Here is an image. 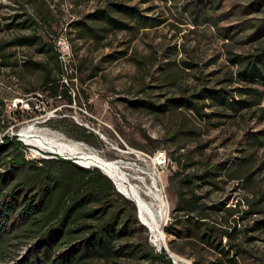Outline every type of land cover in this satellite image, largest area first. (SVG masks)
I'll use <instances>...</instances> for the list:
<instances>
[{
  "label": "rangeland",
  "instance_id": "obj_1",
  "mask_svg": "<svg viewBox=\"0 0 264 264\" xmlns=\"http://www.w3.org/2000/svg\"><path fill=\"white\" fill-rule=\"evenodd\" d=\"M108 1L136 6L161 24L140 28L132 22L133 30L111 32L100 42L87 36L79 39L72 22L92 19L94 10ZM20 13L36 17L37 34L52 45V52H42L36 45L12 46L0 53L3 140L16 137L25 146L27 159L33 161L58 157L91 163L86 156L96 154L104 160L131 164L138 174L155 170L168 206V217L161 225L163 243L153 242L137 210L140 227H134L132 237L122 245L137 246L138 252L100 264H147L143 252L147 245L157 255L163 249L173 264H194L187 256L170 251L172 238L164 232L174 215L179 182L186 175L200 174L206 165L217 166L219 176L212 180L214 186L195 183V192L209 204L226 200L227 207L240 204L246 210L247 201H253L258 193L264 195V148L248 140L250 134L264 131L256 111L264 107V100L253 110L242 112L243 117L229 118L219 114L233 113L218 104L209 106L210 99L205 100L204 117L186 108L154 111L133 103L146 100L161 106L182 90L191 94L203 87L226 89L237 99L247 97L244 88L264 91L260 84L240 80L237 73L241 65L232 61L264 45V28H250L252 22L264 23V0H36L31 5L0 0V42L32 32L34 27L4 28L19 21L15 15ZM55 52L60 55L62 74L51 58ZM34 62L42 63L50 78L60 77L72 104L46 90V73L35 68ZM169 72L178 76L175 86L167 79ZM30 126L47 139L76 146L78 155H57L24 142L20 133ZM80 126L92 134L86 141ZM160 151L166 160L162 165L156 159ZM248 156L252 159L247 184L227 179L224 166L231 168ZM258 217L252 216L241 225L249 227ZM251 246L264 253V234ZM28 253L29 245L11 247L5 256L0 255V264H16Z\"/></svg>",
  "mask_w": 264,
  "mask_h": 264
},
{
  "label": "trees",
  "instance_id": "obj_2",
  "mask_svg": "<svg viewBox=\"0 0 264 264\" xmlns=\"http://www.w3.org/2000/svg\"><path fill=\"white\" fill-rule=\"evenodd\" d=\"M21 5H31L36 0H15ZM147 2V0H142ZM38 12V11H37ZM15 15L20 19L5 25L6 30L30 29L26 36L0 42V53L12 46H39L42 52H52V45L43 42L37 34L39 21L34 15ZM93 18L72 22L79 39L86 36L100 42L114 31H131L159 26L161 21L148 18L138 7L108 1L103 8H96ZM123 17V18H122ZM250 28L259 31L263 24L253 23ZM59 53L51 55L62 74ZM1 58V55H0ZM241 69L238 78L264 87V45L246 57L232 59ZM33 66L46 73L44 87L54 97L62 95L72 104L71 95L61 79L50 78V72L42 63ZM6 66H11L6 63ZM187 67L193 65L185 64ZM178 76L169 72L167 79L175 86ZM232 77L229 82L232 83ZM188 92V91H187ZM182 90L176 97L166 98L164 105L156 106L146 100H138L136 107L154 111L186 108L197 116H206L202 110L206 99L233 114L220 117L244 116L264 100V91L244 88L247 97L236 98L226 89L203 87L191 94ZM241 95V94H240ZM0 104L1 101H0ZM258 119L264 122V107L258 110ZM254 114V112H251ZM83 140L92 136L79 127ZM250 144L264 148V131L248 136ZM26 148L16 137L0 144V255L9 248L29 245V253L16 264H100L112 262L138 252L137 246L122 243L132 237L134 227H140L135 205L120 193L112 181L99 169L85 168L72 160L58 157L33 161L25 156ZM250 156L241 158L233 167L224 170L227 179L247 184ZM217 166L206 165L198 175H186L179 182L177 203L171 222L164 232L172 240L168 247L172 253L185 255L194 264H264V253L251 246L264 234V195L258 193L253 201H247V209L241 205L227 207L226 200L209 204L203 195L195 192L196 181L214 186L219 176ZM186 189L187 191H185ZM259 216L249 227L241 223L252 216ZM130 249V250H129ZM129 250V251H128ZM187 251V252H185ZM147 264H173L162 249L157 255L146 246L143 250Z\"/></svg>",
  "mask_w": 264,
  "mask_h": 264
},
{
  "label": "bare ground",
  "instance_id": "obj_3",
  "mask_svg": "<svg viewBox=\"0 0 264 264\" xmlns=\"http://www.w3.org/2000/svg\"><path fill=\"white\" fill-rule=\"evenodd\" d=\"M20 135L24 142L36 145L42 150L57 155H78L76 146L47 139L41 136L33 126L23 129ZM86 159L91 160V163L83 161L79 163L85 166L99 167L113 182L116 189L136 205L140 222L151 233L153 242L155 244L163 243L164 235L161 225L168 217V206L162 190L159 188V177L155 170L138 174L131 164L123 161L104 160L96 154L86 156ZM172 257L176 261L179 260L176 256Z\"/></svg>",
  "mask_w": 264,
  "mask_h": 264
},
{
  "label": "built area",
  "instance_id": "obj_4",
  "mask_svg": "<svg viewBox=\"0 0 264 264\" xmlns=\"http://www.w3.org/2000/svg\"><path fill=\"white\" fill-rule=\"evenodd\" d=\"M3 136H4V135H1V133H0V143L4 142V140H3ZM156 159H157L158 162H159L158 165H162V164H164V163L166 162V160L163 159V151H160V152L157 153V155H156Z\"/></svg>",
  "mask_w": 264,
  "mask_h": 264
},
{
  "label": "water",
  "instance_id": "obj_5",
  "mask_svg": "<svg viewBox=\"0 0 264 264\" xmlns=\"http://www.w3.org/2000/svg\"><path fill=\"white\" fill-rule=\"evenodd\" d=\"M75 163L76 164H78V165H80V166H83V167H85V168H89L90 166H85V165H83V164H81V163H79V162H76L75 161ZM95 168H97V169H99L100 171H101V169L99 168V167H95ZM102 172V171H101ZM103 173V172H102ZM109 178V177H108ZM113 183V182H112ZM115 186V185H114ZM116 188V187H115ZM116 191L118 192V193H120L117 189H116ZM122 196H124L122 193H120ZM125 197V196H124ZM126 198V197H125ZM126 199H128V198H126ZM129 200V199H128ZM131 201V200H130ZM165 250L168 252L169 251V249L167 248V246L165 245ZM171 257H172V255H171ZM173 258V257H172Z\"/></svg>",
  "mask_w": 264,
  "mask_h": 264
}]
</instances>
